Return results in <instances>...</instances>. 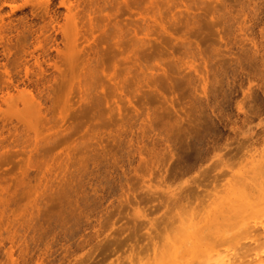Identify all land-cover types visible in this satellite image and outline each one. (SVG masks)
Here are the masks:
<instances>
[{
    "label": "rangeland",
    "instance_id": "rangeland-1",
    "mask_svg": "<svg viewBox=\"0 0 264 264\" xmlns=\"http://www.w3.org/2000/svg\"><path fill=\"white\" fill-rule=\"evenodd\" d=\"M9 1L0 0V15L24 17L35 28L47 2L56 20L48 34L59 49L47 47L48 57L41 60L47 80L37 85L24 69L11 68L19 54L15 30H24L22 25L13 22L11 33L0 32V264H22L23 257L26 264H42L39 257L51 264L146 261L152 256L151 223L162 228L178 213L214 208L264 148V0H202L200 7L197 1V22L189 27L185 15L175 26L169 23L167 0H133V34L147 41L146 53H154L170 78L157 88L149 81L138 93L116 90L112 78L120 68L111 64L112 44L95 32L104 57L96 92L104 103L102 118L86 109L93 104L81 98L80 72L61 78L70 73L63 58L61 0H14L20 5L14 11ZM214 7L222 11L212 13ZM120 12L123 21V7ZM155 18L173 35L161 31ZM147 23L151 31L145 36ZM8 41L10 53L4 51ZM27 59L32 71L35 60ZM6 70L12 85L5 83ZM21 91L43 104L36 134L8 115V100ZM191 191L201 201H184L181 209L167 201L171 193ZM116 239L117 245H106ZM82 242L85 247H77ZM155 242L160 247L163 238ZM136 244L142 251L137 248L130 263V246ZM65 245L71 246L68 254Z\"/></svg>",
    "mask_w": 264,
    "mask_h": 264
},
{
    "label": "bare ground",
    "instance_id": "bare-ground-1",
    "mask_svg": "<svg viewBox=\"0 0 264 264\" xmlns=\"http://www.w3.org/2000/svg\"><path fill=\"white\" fill-rule=\"evenodd\" d=\"M200 1L202 2V0L165 1V14L169 23L175 26L183 21L179 18L184 15L185 24L183 25L188 26L193 20L197 22L196 16L193 15V9L195 10L197 5L194 4V7L193 3L197 2L199 5ZM60 4L66 8L61 29L64 32L63 58L70 69V73L65 77L61 76V78L71 79L75 77V72H80L79 77L83 82L80 87L81 98L89 100V104L92 102L90 106L93 104L91 110L86 107L88 112L91 111L90 113L94 116H100L101 118L103 116L100 112L103 111L102 104L104 105L102 96L100 97L96 92L101 88L99 76L104 73L102 69L104 57H102L103 54L99 49V43L96 44L95 32L101 31L103 33V37L101 40L99 39L100 41L111 42L112 44L111 48L114 51L110 61L113 69L117 71V68H120L116 73L117 75L115 74L112 78L118 81L114 85L116 90L124 92L128 89L130 93H134L145 86L147 87L149 81L155 88L166 85L164 83L165 79L170 78L166 76L168 72L163 70L161 62H156L158 59L154 56V53L150 55L146 53L147 41L138 39L136 34H133L131 20L133 0H61ZM137 5H141V3L138 2ZM7 6L12 11L20 7V5H15L14 0L9 1ZM121 7H123V21L118 20L121 15ZM223 8L229 10L226 5ZM219 11L214 7L212 13H218ZM40 12L41 25L38 28H35L34 24H28L24 17L18 19L9 17L5 20L0 15L1 33L8 31L11 33L14 28L13 22H19L33 40V43L29 45L24 30L19 31L16 28L19 54L12 61L11 68L13 70L24 69L26 79L34 81L37 85L43 80H47L45 71L42 68V63L45 62L44 58L48 57L47 51L49 48L47 47L50 43H53L52 48L59 49L56 40H52L48 34L49 25L56 23V20L51 16L47 2ZM153 22L159 26L161 31L173 35L169 28L165 26L162 18L159 21L155 18ZM146 27L147 32L144 35L148 36L151 31V24L147 23ZM8 43L4 51L10 53L11 41H8ZM181 45L191 51V48H188L190 46L188 43ZM35 52L38 54H35ZM131 53L134 54L132 62L130 61ZM27 58L35 60L36 68L32 71L28 67ZM152 62H156V64L152 65ZM180 67V63L175 61V68L179 70ZM177 70L176 72H178ZM160 71H163V74L158 76L157 73ZM130 74L134 76L128 78ZM54 78L56 77L54 76ZM5 83L12 85V76L7 70ZM18 93L17 99H9L7 102L8 115L10 114L11 118L22 121L30 131L36 134L42 120L43 104L36 96L27 94L24 91ZM19 107L21 108L19 109ZM87 110H85L86 113H88ZM146 114L149 115L148 112ZM149 127L150 130L151 126ZM37 146L38 143H36ZM256 153L251 158L249 168L238 174L236 183L227 188L225 196L217 202L214 208H210L209 211H205L203 214L191 210L185 212L184 216L182 213H178L176 219L168 218L162 228L155 223H151V230L154 231V235H152V232L147 234L153 243L152 256L146 261L140 260L138 264H264V148L259 152L256 151ZM199 188L200 186H196L197 190ZM64 196H67V194H64ZM167 199L172 207H178V209L182 208L180 206L184 201L188 202L191 199L201 201L195 191L179 195L171 193ZM160 237L163 238V244L157 247L155 240ZM117 241L119 240L116 239L114 243L110 244L109 242L106 245H117L119 243ZM23 245L27 248L26 241H23ZM77 245L79 248L85 247L83 242ZM65 247L64 251L68 254L71 246L65 245ZM137 248L142 251L138 244L130 246L131 255L127 257L130 263L134 259L132 257L136 254ZM48 253H50L49 250ZM55 253L57 252L55 251ZM10 258L14 261L13 255H10ZM21 261L22 264L27 263L24 257L21 258ZM38 261H41L42 264H51V261L48 260L45 263V260H41L40 257Z\"/></svg>",
    "mask_w": 264,
    "mask_h": 264
}]
</instances>
